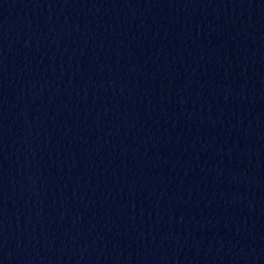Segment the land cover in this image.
<instances>
[{
	"label": "water",
	"instance_id": "obj_1",
	"mask_svg": "<svg viewBox=\"0 0 264 264\" xmlns=\"http://www.w3.org/2000/svg\"><path fill=\"white\" fill-rule=\"evenodd\" d=\"M0 264H264V0H0Z\"/></svg>",
	"mask_w": 264,
	"mask_h": 264
}]
</instances>
